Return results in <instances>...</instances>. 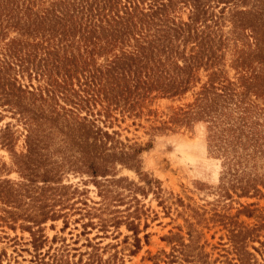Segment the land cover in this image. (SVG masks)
Masks as SVG:
<instances>
[{"label": "rangeland", "instance_id": "obj_1", "mask_svg": "<svg viewBox=\"0 0 264 264\" xmlns=\"http://www.w3.org/2000/svg\"><path fill=\"white\" fill-rule=\"evenodd\" d=\"M3 1L0 264H264V0H109L180 31L111 104L100 70L133 40L102 54L78 17L31 26L60 0Z\"/></svg>", "mask_w": 264, "mask_h": 264}, {"label": "trees", "instance_id": "obj_2", "mask_svg": "<svg viewBox=\"0 0 264 264\" xmlns=\"http://www.w3.org/2000/svg\"><path fill=\"white\" fill-rule=\"evenodd\" d=\"M133 0H130L132 2ZM170 1V0H169ZM3 0H0V6H3ZM199 0H193L194 7L198 6ZM110 3L109 0H60L54 3L51 10H46V14L39 15L37 20L31 22V26L34 29L42 28L45 22L50 20L49 27L47 30L53 33L57 26L62 28V32L59 34L64 36L66 39L70 32H72V25L76 24L75 18L78 17L80 26L81 37L86 45L99 44V48L102 54H106L111 51L115 46L124 45L130 43L132 40L134 44H131L125 50H122L120 54H115L111 60H109L104 67L100 70L102 73V79L97 84L95 91L97 97L100 100L108 102V104L114 103V100L118 98L119 77L126 75L124 66L128 63L131 66V62L134 64L148 63L149 60L152 62L157 58L159 61L160 55L166 57H173L174 52L166 41L169 42V37H176L180 32L179 26H169L162 22L165 8L168 6L165 2L157 3L150 12L144 13L139 12L138 19H135V14L132 13L130 7H125L123 15L118 11L116 13H106V6ZM72 7V9L68 8ZM52 14V16L49 15ZM102 15V16H101ZM96 18V19H95ZM52 19L54 22H51ZM135 20H138L137 22ZM153 23V24H152ZM152 25H156L158 28L155 32L150 33ZM167 27V29L165 27ZM170 30L174 32L171 34ZM190 58L184 57L185 61ZM196 58V57H195ZM158 62V61H157ZM194 62L191 60L188 64L177 65L175 69L177 71L174 75L168 71L166 73L165 82L162 85H158L159 90L163 93H170L175 95L177 93L185 91L187 84L189 83V77L186 79L188 68L192 67ZM140 68L135 66L136 75L140 72ZM129 75H132L133 71L129 69ZM165 75V74H164ZM125 77V76H124ZM160 77V75H158ZM140 77L136 78L138 82ZM158 84V83H157ZM214 88V86H213ZM217 97L226 95L225 92L219 94L213 92Z\"/></svg>", "mask_w": 264, "mask_h": 264}]
</instances>
